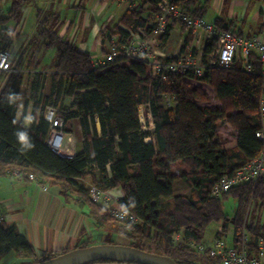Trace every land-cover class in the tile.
Returning a JSON list of instances; mask_svg holds the SVG:
<instances>
[{
    "label": "trees",
    "instance_id": "1",
    "mask_svg": "<svg viewBox=\"0 0 264 264\" xmlns=\"http://www.w3.org/2000/svg\"><path fill=\"white\" fill-rule=\"evenodd\" d=\"M37 1L11 0L6 10L0 9V52L9 47L10 34L15 37L9 26L16 27L22 11L31 6L35 8L40 45L44 51H54L47 96L42 93L46 76H33L30 93L33 107L27 128L14 118L22 76L0 73V86L9 75L7 84L0 88V176L18 173L27 180L31 175L41 186L56 187L65 202L85 209L99 229L126 240L138 250L167 257L174 264H220L206 252L175 243L173 238L180 234L185 242L199 245L206 227L219 222L223 223V233L231 224L233 234H237L249 204L255 201L264 205V174L254 185L232 188L218 199L209 196L216 182L256 159L261 151V143L254 136L260 129L257 112L264 85L260 63L251 58L250 73L241 62H236L228 69L209 67L201 78L168 75L163 82L147 76L144 62L118 60L95 68L88 52L80 50L67 37L58 36L53 29L54 19L48 13L43 14L36 6ZM131 1L137 7L127 9L116 26L103 32V41L111 37L125 41V30L143 27L156 13L153 0ZM209 1L174 2L192 17L203 19ZM213 24L231 31L230 25L223 26V20L216 19ZM168 38L163 40L167 42ZM183 40L184 44L190 41L188 32ZM215 46V41L206 42L204 55ZM199 84L212 90L219 107L207 106L209 97ZM164 97L171 99V106L163 105ZM64 98L68 99L67 104ZM47 107L62 118L65 134L71 133L72 121L78 120L80 151L72 157L60 156L47 147L49 124L43 118ZM139 107L145 120L151 119L152 131L140 129ZM221 124L236 135L233 149L221 147L218 137ZM20 133L26 134L25 144L30 147L21 143ZM174 170H178V176L173 174ZM86 178L103 192L119 189L122 192L119 206L133 215L137 223L112 218L90 198ZM177 179L189 186L188 196L173 194ZM227 199L235 201L230 218L223 210ZM246 229L254 235L264 234L259 225H246ZM67 251L36 257L14 225L0 222V256L13 252L32 264ZM111 262L99 260L87 264Z\"/></svg>",
    "mask_w": 264,
    "mask_h": 264
},
{
    "label": "crops",
    "instance_id": "2",
    "mask_svg": "<svg viewBox=\"0 0 264 264\" xmlns=\"http://www.w3.org/2000/svg\"><path fill=\"white\" fill-rule=\"evenodd\" d=\"M203 1L199 0L198 3ZM5 2L9 6L11 0H5ZM2 3L3 0L0 3V9L4 11ZM36 6L42 9L43 14L48 13L52 16L53 29L57 31L58 36L67 37L80 50L88 52L92 62L102 60L108 49V43L102 40L101 34L116 26L126 11L124 3L119 4L113 0H38ZM34 9V6L25 8L18 25L9 26L11 30L13 28L15 37L11 39L12 41L10 40L8 49L11 53V60L14 58L16 61L13 66L16 67L14 69L18 71V74L48 76L53 73L52 63L48 66L44 65L43 53L39 54L36 51L38 42L34 40L36 39L37 19ZM216 19L223 20V26L230 25L231 31L243 37L264 36V0H210L203 20L213 24ZM175 34L177 37L184 38L186 33L180 27H174L166 47L171 38L176 37ZM32 43L35 44L32 45ZM8 78L9 75L3 87L7 84ZM23 89L24 84L16 99L14 118L27 128L33 102L29 95L23 96ZM45 92L46 89L42 90L43 96H47ZM95 127L99 134L97 121ZM234 136L236 142V135ZM80 142L81 129L78 120H74L72 131L65 134L63 143L70 157L80 151ZM225 143L221 141V147L225 150L233 149L235 146L234 143L228 148L224 146ZM84 183L87 186V183H90L89 179L86 178ZM108 193L117 200L122 196L119 189L110 190ZM0 208L4 222L16 227L31 245L36 257L63 250L69 251L78 245L81 247L99 245L95 243L101 242L105 234L103 232H106L95 225L85 209L71 202H65L59 196L56 187L41 186L33 180H24L15 173L0 176ZM221 227L222 224L218 230ZM217 233L214 239L218 237ZM231 233L228 226L223 236L230 238ZM117 238L127 242L120 237ZM116 244L126 245L119 242ZM19 258L13 252H9L0 256V264H16Z\"/></svg>",
    "mask_w": 264,
    "mask_h": 264
},
{
    "label": "built area",
    "instance_id": "3",
    "mask_svg": "<svg viewBox=\"0 0 264 264\" xmlns=\"http://www.w3.org/2000/svg\"><path fill=\"white\" fill-rule=\"evenodd\" d=\"M126 5L127 9L137 7L131 0H113ZM156 13L152 15L143 27H131L126 31L127 39L118 42L116 37L107 40L108 49L100 61H93L95 68L114 63L118 60L144 62L148 77L158 81H165L168 75H180L186 78L189 75L201 78L207 68L217 67L228 69L236 62H241L243 69L252 72L251 58H255L261 65L260 75L264 82V36L243 37L234 31L217 28L214 24L203 19L194 18L183 11L174 2L175 0H153ZM183 26L190 34V41L182 44L176 54L165 53L166 41L164 37L170 35L176 26ZM168 41V40H167ZM215 41L216 46L211 53L204 55L206 42ZM11 53L8 48L0 52V73L18 74L16 69L10 68ZM169 97H164L165 106H171ZM140 129L152 131L154 125L149 118L145 120L142 108H138ZM258 119L260 129L254 134L261 143V151L256 159L235 169L231 175L216 182L209 193L214 199L220 198L230 189L244 184H255L264 174V85L259 98ZM43 118L49 124L46 140L47 147L58 155L70 157L64 148L65 133L62 130L63 120L50 107L45 108ZM72 157V156H71ZM17 174L18 177H20ZM21 178V177H20ZM28 180H33L31 175ZM89 196L109 215L117 221L135 224L137 219L121 208L117 199H113L108 191L103 192L98 187L87 183ZM4 221L0 208V222ZM245 223V222H243ZM209 245H192L183 240L180 234L175 235V243L184 244L192 249L204 253L217 260L220 264H264V234H251L242 224L237 234H230V241L223 236L222 227Z\"/></svg>",
    "mask_w": 264,
    "mask_h": 264
},
{
    "label": "rangeland",
    "instance_id": "4",
    "mask_svg": "<svg viewBox=\"0 0 264 264\" xmlns=\"http://www.w3.org/2000/svg\"><path fill=\"white\" fill-rule=\"evenodd\" d=\"M9 2V1H8ZM4 9L6 10L8 7V3L6 5V2L5 0H3V3H2ZM125 7V6H124ZM94 15V14H93ZM209 17V15H208ZM101 19L98 18V21ZM180 27V26H178ZM13 30V28H12ZM10 29V32L12 31ZM186 31V30H185ZM186 33V32H185ZM176 37H173L171 38L170 42L168 43V46L164 48V51L166 54L168 55H172L173 53L176 54L177 51L179 50V47L181 46L182 42V38L180 37H177V34H175ZM36 37V36H35ZM14 38V36H12V34H10V39ZM12 41V40H11ZM36 42H38V46L36 48V51L37 53H43V56H42V59H43V62H44V65L48 66L52 63V60H53V57H54V51L53 50H45L42 48V46L40 45V41L37 39L34 40ZM184 41V40H183ZM35 44V43H32V45ZM38 54V56H39ZM15 59L13 58L11 60V63H10V68L14 67V63H15ZM21 76L23 77V81H24V89L22 91L23 93V96H28L30 97V93H31V85H32V81H33V76H29V75H24V74H21ZM203 90L207 93L208 97H209V103L207 104V106L210 108V109H214V108H217L218 107V104H217V101L214 99V95H213V92L210 88L206 87L205 85H202V84H199ZM47 86H48V92H47ZM3 87V84H1L0 88L2 89ZM43 91L44 89H46V92L45 94H49V77L46 76L44 78V82H43V87H42ZM64 104H67L68 103V99L64 98L63 100ZM235 133L230 129L228 128L225 124H221V126L219 127L218 129V137L220 139V141H222L224 143V141L226 142L224 146L230 148L234 145L235 143ZM178 169V168H177ZM186 170V169H185ZM178 170H174L173 171V174L178 176V173H177ZM190 193V188L189 186L187 185V183L185 181H182L181 179H177L175 180L174 184H173V194L174 195H184V196H188ZM223 210L225 212V214L228 215V217H232V214L235 210V201L233 199H227L223 202ZM245 223H242L244 225H259L260 227H263L264 228V205H258L257 202L255 201H252L248 208H247V211H246V215H245V219L244 221ZM220 224H223L222 222H219V223H211L209 224L206 229L204 230L203 234H202V237H201V242L200 244L201 245H204L206 246L207 244L209 245V243L211 244L212 241L214 240V237L217 233V230L218 228L220 227ZM229 226V229L232 231V225L231 224H228ZM105 233L103 238H102V241L99 242V243H95V244H107L105 243L106 241H110V242H113V243H116V242H119V243H124V244H128L127 242L125 241H122L120 239H118L117 237H114L112 236L110 233L106 234V232H103ZM218 234V233H217ZM219 235V234H218ZM230 238L229 237H226V240L228 241ZM30 262L29 259H26V258H19L16 262V264H28Z\"/></svg>",
    "mask_w": 264,
    "mask_h": 264
},
{
    "label": "water",
    "instance_id": "5",
    "mask_svg": "<svg viewBox=\"0 0 264 264\" xmlns=\"http://www.w3.org/2000/svg\"><path fill=\"white\" fill-rule=\"evenodd\" d=\"M99 260L135 264H174L167 257L146 253L129 245L116 243L75 248L48 260L32 264H87Z\"/></svg>",
    "mask_w": 264,
    "mask_h": 264
},
{
    "label": "clouds",
    "instance_id": "6",
    "mask_svg": "<svg viewBox=\"0 0 264 264\" xmlns=\"http://www.w3.org/2000/svg\"><path fill=\"white\" fill-rule=\"evenodd\" d=\"M19 139H20V141H21L22 144H25V142H26V140H27V136H26V134H25V133H20V134H19ZM25 146L30 147V145H27V144H25Z\"/></svg>",
    "mask_w": 264,
    "mask_h": 264
}]
</instances>
